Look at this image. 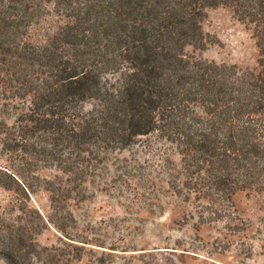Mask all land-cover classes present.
Masks as SVG:
<instances>
[{"label":"trees","instance_id":"trees-1","mask_svg":"<svg viewBox=\"0 0 264 264\" xmlns=\"http://www.w3.org/2000/svg\"><path fill=\"white\" fill-rule=\"evenodd\" d=\"M220 5L253 29L257 67L188 51L205 47L203 21ZM141 139L200 221L231 214L240 190L264 192V0H0V150L14 155L0 164L8 264H68L38 239L52 226L81 257L70 205L89 198L112 153ZM40 187L46 212L32 201Z\"/></svg>","mask_w":264,"mask_h":264},{"label":"rangeland","instance_id":"rangeland-1","mask_svg":"<svg viewBox=\"0 0 264 264\" xmlns=\"http://www.w3.org/2000/svg\"><path fill=\"white\" fill-rule=\"evenodd\" d=\"M203 28L205 47L190 45V53L243 68L258 66L253 29L231 7L209 8ZM142 140L112 153L87 182L89 198L70 205L76 219L72 230L84 240L82 256L76 257V248L54 226L39 235L41 243L59 245L68 264H264V192L240 190L231 214L200 221L196 213L190 216L196 204L174 194L164 175L156 174L157 161ZM13 156L0 150V164ZM149 176L154 180L145 181ZM7 198L0 187V201ZM32 201L49 210L48 192L41 187ZM0 264L8 262L0 256Z\"/></svg>","mask_w":264,"mask_h":264}]
</instances>
